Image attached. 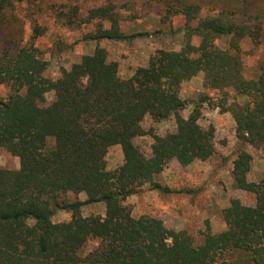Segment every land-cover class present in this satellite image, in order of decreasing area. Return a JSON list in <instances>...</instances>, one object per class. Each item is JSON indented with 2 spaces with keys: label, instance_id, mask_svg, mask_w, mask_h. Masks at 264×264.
I'll return each mask as SVG.
<instances>
[{
  "label": "trees",
  "instance_id": "trees-1",
  "mask_svg": "<svg viewBox=\"0 0 264 264\" xmlns=\"http://www.w3.org/2000/svg\"><path fill=\"white\" fill-rule=\"evenodd\" d=\"M23 1L0 0V85L9 89L0 97V148L20 161L17 169L0 167V264H264V178L248 179L252 155L243 148L264 145V65L257 79H249L242 56L245 39L264 40V0H242L235 8L230 0H150L165 18L184 16L183 43L179 50L158 49L129 77L120 75L119 62L100 43L137 36L121 26L135 18L134 3L119 8L109 1L86 14L77 6L60 11L63 25L91 27L83 40L96 46L55 79L46 75L48 61L36 44L48 27L34 21L25 41L24 22L11 11ZM205 6L216 13L204 15ZM223 37L229 38L226 48L217 44ZM200 72L206 87L221 93L213 106L235 121L240 149L234 185L253 194L255 204L232 198L222 210L226 229L213 233L208 226L196 243L160 218L133 216L124 201L145 184L172 192L155 178L173 159L188 166L215 154L214 127L199 123L209 97L192 101L187 117L181 114L190 103L181 86ZM229 90L248 102L239 103ZM50 92L53 99L45 104ZM146 116L154 122L174 118L176 130L147 132ZM146 134L153 138L149 155L134 143ZM115 145L124 162L111 171L107 154ZM80 193L87 198L69 197ZM93 203L105 204L104 216L82 215ZM58 211L70 212L71 219L53 222ZM92 240L98 244L84 252Z\"/></svg>",
  "mask_w": 264,
  "mask_h": 264
},
{
  "label": "rangeland",
  "instance_id": "rangeland-1",
  "mask_svg": "<svg viewBox=\"0 0 264 264\" xmlns=\"http://www.w3.org/2000/svg\"><path fill=\"white\" fill-rule=\"evenodd\" d=\"M115 2L119 8L123 3L135 4V18L121 21L122 29L128 35H135L125 41H103L101 46L108 50L109 57L119 62V72L123 77L132 75L134 68L146 65L151 55L158 49L179 50L183 43V27L185 18L182 15H173L168 18L158 9L159 7L150 0H24L16 3L11 10L24 22L25 41L32 33V25L37 21L48 27V33L37 39V45L44 51V58L48 61L46 75L58 78L63 68H70L81 60L84 54L92 53L96 43L83 40L91 27L73 28L63 25L57 14L71 7L77 6L83 14L92 7ZM233 8L240 7L242 0H230ZM203 14L216 13L217 8L205 6ZM126 10V9H124ZM122 10V11H124ZM129 13L127 14V16ZM238 18L241 16L238 15ZM142 33V34H141ZM228 37L220 38L217 44L228 47ZM193 42L198 44L199 38L194 37ZM242 56L244 61V74L249 79H257L264 65V40L254 44L251 39L242 42ZM230 94L241 104L248 102L247 96L236 95L233 90ZM9 93L8 87L0 85V97L5 98ZM220 92L210 89L205 85L204 73L186 81L181 86V96L189 101V105L181 114L187 117L194 104L201 96H208L211 103L206 101L202 106L199 123L205 127H214L215 154L206 161L197 160L188 166H182L173 159L156 176L155 181L164 187H169L172 192L154 189L151 184H145L136 193L125 201L135 217L148 215L160 218L168 228L178 231H187L193 236L196 243L203 240V232L208 226L211 232L219 233L226 229L222 210L230 205L232 198H239L246 205H254L253 194L236 188L232 175L233 160L238 154V142L235 121L229 112H221L220 108L213 106L220 96ZM236 95V96H235ZM53 99V93L46 95L45 104ZM143 128L155 134L164 135L176 130L175 119L154 122L149 116L142 121ZM153 138L150 134L138 136L134 143L147 155L151 154ZM252 155L251 169L248 173L250 181H260L264 178V145L255 148L245 145ZM124 162V155L120 145L109 148L107 154L108 170H115ZM20 166L19 158L0 148V167L17 169ZM70 199L85 200L86 194L80 193L76 197L69 195ZM106 207L104 203H93L82 207V215L104 216ZM68 211H58L52 217L53 222H64L71 219ZM98 244L89 241L84 252H89ZM252 264V263H246Z\"/></svg>",
  "mask_w": 264,
  "mask_h": 264
}]
</instances>
